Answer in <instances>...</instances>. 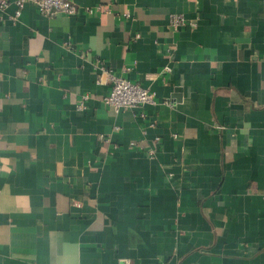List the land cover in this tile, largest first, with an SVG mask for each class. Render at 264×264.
<instances>
[{
  "label": "crops",
  "instance_id": "obj_1",
  "mask_svg": "<svg viewBox=\"0 0 264 264\" xmlns=\"http://www.w3.org/2000/svg\"><path fill=\"white\" fill-rule=\"evenodd\" d=\"M5 1L0 264H264V0Z\"/></svg>",
  "mask_w": 264,
  "mask_h": 264
},
{
  "label": "built area",
  "instance_id": "obj_2",
  "mask_svg": "<svg viewBox=\"0 0 264 264\" xmlns=\"http://www.w3.org/2000/svg\"><path fill=\"white\" fill-rule=\"evenodd\" d=\"M26 3L33 4L39 13L45 16H54L56 14L72 15L76 13V5L71 0H15L16 9L13 18H17L22 8ZM8 3L5 0L0 1V8H5ZM194 20L186 18L183 14L172 13L169 15V25L174 28L182 26H194ZM106 74V80H103L102 74L97 78V83H109V91L103 97V101L108 106L114 108L116 111L133 108L136 106H143L145 104L154 103L155 93L148 88L140 85L139 82L131 81L122 74L114 73L111 70H106L101 66L100 68ZM169 70V66L164 67ZM101 72V71H100ZM88 95H83L82 99H87ZM83 106V101L78 105L79 108ZM153 151L149 150L151 154Z\"/></svg>",
  "mask_w": 264,
  "mask_h": 264
}]
</instances>
